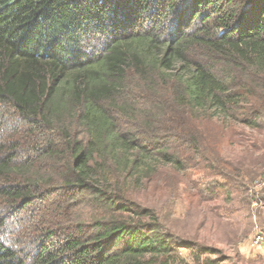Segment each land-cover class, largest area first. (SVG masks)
<instances>
[{
    "label": "trees",
    "instance_id": "obj_1",
    "mask_svg": "<svg viewBox=\"0 0 264 264\" xmlns=\"http://www.w3.org/2000/svg\"><path fill=\"white\" fill-rule=\"evenodd\" d=\"M217 115L263 124L264 0H0V264H171L115 176L214 166Z\"/></svg>",
    "mask_w": 264,
    "mask_h": 264
},
{
    "label": "rangeland",
    "instance_id": "obj_2",
    "mask_svg": "<svg viewBox=\"0 0 264 264\" xmlns=\"http://www.w3.org/2000/svg\"><path fill=\"white\" fill-rule=\"evenodd\" d=\"M197 122L219 151L214 166L197 161L179 170L155 159L139 176H115V182L171 236V264H264V120L260 127L221 115ZM37 208L43 220L62 224L74 213L102 215L91 204L68 201L58 188Z\"/></svg>",
    "mask_w": 264,
    "mask_h": 264
}]
</instances>
